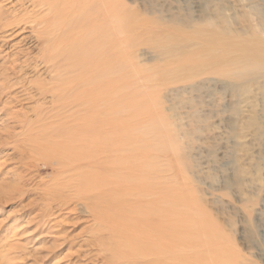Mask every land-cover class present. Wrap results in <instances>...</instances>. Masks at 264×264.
<instances>
[{"label":"rangeland","instance_id":"1","mask_svg":"<svg viewBox=\"0 0 264 264\" xmlns=\"http://www.w3.org/2000/svg\"><path fill=\"white\" fill-rule=\"evenodd\" d=\"M110 5L114 46L120 43L122 53L112 76L97 75L118 81L121 113L104 115V108L103 115L146 117L140 122L153 146L154 182L174 198L179 248L187 249L179 263L264 264V67L241 77L246 64H264V0ZM21 33L10 46L24 38ZM3 42L0 264H104L99 226L73 206L52 208L58 167L35 161L22 128L36 119L42 101H14L19 83L41 74L13 67V51Z\"/></svg>","mask_w":264,"mask_h":264},{"label":"bare ground","instance_id":"2","mask_svg":"<svg viewBox=\"0 0 264 264\" xmlns=\"http://www.w3.org/2000/svg\"><path fill=\"white\" fill-rule=\"evenodd\" d=\"M0 2L11 6L0 5V42L13 51L11 65L41 74L37 81L19 83L14 101H42L36 119L22 128L35 161L58 167L52 174L58 181L50 191L52 208L73 206L99 226L104 264H180L179 252L187 249L182 243L185 248H179L174 198L154 182L153 146L140 122L146 117L104 116L121 113L117 80L97 75L112 76L122 53L120 43L114 46L110 0ZM20 31L24 38L10 46ZM261 67L246 64L241 77Z\"/></svg>","mask_w":264,"mask_h":264}]
</instances>
